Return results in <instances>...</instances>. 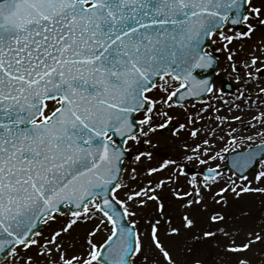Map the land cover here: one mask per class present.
<instances>
[{"label": "snow or ice", "instance_id": "6c2138e0", "mask_svg": "<svg viewBox=\"0 0 264 264\" xmlns=\"http://www.w3.org/2000/svg\"><path fill=\"white\" fill-rule=\"evenodd\" d=\"M240 128L261 144L225 177L217 149ZM165 135L176 154L153 164ZM229 195L264 196V0H0L4 264H209L206 245L220 264H264L249 255L264 215L236 223L251 213H227Z\"/></svg>", "mask_w": 264, "mask_h": 264}, {"label": "rangeland", "instance_id": "374dc122", "mask_svg": "<svg viewBox=\"0 0 264 264\" xmlns=\"http://www.w3.org/2000/svg\"><path fill=\"white\" fill-rule=\"evenodd\" d=\"M260 37V33L258 32L256 34V37H254L253 39H257ZM237 44H239V41H237ZM219 67L220 68H223L224 67V64L223 62L221 61L220 64H219ZM220 75L221 77L223 78H226L228 80H230L232 82V84L235 86V83L234 81L232 80L231 77L228 76V74L226 72H223V71H220ZM218 95H221L222 96V99H227V100H231L233 99V96H230V97H225L223 96L221 93H218ZM229 98V99H228ZM200 106V105H199ZM197 106V107H199ZM226 107V106H225ZM226 114V113H225ZM181 119H183V117L181 116ZM239 143H237L236 145H230L228 143H222L220 145V147L217 149L218 151L223 149V148H226L229 150L231 149H240V148H243L246 144H250V143H255V142H259L261 141V139L259 137H256L254 135V132L255 130H250V131H244L243 128H240L239 130ZM183 134L184 133H181L180 136H181V139H183ZM249 135H252L253 136V140L251 142L247 141L246 139H244L245 137L249 136ZM156 139H159L161 141L158 149L156 150V152L158 153L156 155V157L154 158L153 160V164L157 163L160 159L164 158L165 156H167V154H163L165 150H167L169 152V155H175L176 152L174 151L175 148L178 147L180 141H176L175 144L171 143L172 140H174V136H162V137H156ZM224 151H222L223 153ZM163 155V156H162ZM131 162V161H130ZM130 162L127 161L126 162V166H129L130 165ZM215 164H218L221 168V166H223V159H218L217 161H215ZM192 168H195V169H199L201 166L198 165V164H192L190 165ZM143 167V166H142ZM170 171V170H169ZM168 173L167 172H161L159 175L160 176H166ZM127 175V174H126ZM254 175V174H253ZM252 176V175H251ZM250 176V177H251ZM156 177L153 176V177H148V178H138L140 180L141 183H146L147 182V179H155ZM180 181H181V186L187 190L186 186H187V183L185 181V178L184 177H181L180 178ZM166 194V196H168L169 199L171 200H174V198L171 196V194L169 193V189L168 188H165L163 190V192L161 193V195H164ZM264 197L262 196H258V195H245L243 199L239 200V201H235V200H232V197L231 195H229V200L231 201V206L227 209H225V211L227 213H229L230 215H238L239 214V210L241 208H244V209H247L251 215L247 218L245 217H240V219L238 221H236V223L238 224H243V225H247V226H257V224L259 223V217L261 215H264V213H261L260 215L257 213L256 211V208L254 206V204H256V202H258V199H262ZM178 203L177 201H172L171 203V208H174L176 209V222L179 223V209H178ZM251 203V205H249ZM152 205L150 204V207ZM217 207H220V206H217ZM193 214L196 215L197 217H200L202 216L203 214L201 213H197L196 211L193 210ZM199 226H202V223H198V227ZM51 229L46 227L44 228V233L47 234ZM84 235V228L83 226H78L74 231H73V236H80L82 237ZM107 233L105 232H102L100 233V235L97 237V240H102L104 236H106ZM163 235H162V239H163ZM223 241H221L222 243ZM205 248H207V246H204ZM208 251L210 249H212V251L210 252L211 255L209 257H206V259L209 260V263L212 259H216L217 260V256H218V253H219V249L213 247L212 245H208ZM175 254L178 256V258H183L184 256V253H183V250L177 246L176 248V252ZM254 254H261V255H264V253H261L260 251V246H258L256 249L253 250V253H249V255H254ZM218 261V260H217ZM218 264H220L218 262ZM255 264H259V261H255Z\"/></svg>", "mask_w": 264, "mask_h": 264}, {"label": "water", "instance_id": "95a60500", "mask_svg": "<svg viewBox=\"0 0 264 264\" xmlns=\"http://www.w3.org/2000/svg\"><path fill=\"white\" fill-rule=\"evenodd\" d=\"M237 30H240V28H237ZM212 78L214 79L215 76L212 75ZM224 89H226V85H224ZM252 149H254V148H252ZM243 153H244V152H243ZM243 153H240V154H234V155H230V156H229V158H228L227 161H228L229 167H230L231 169H232L231 165H232L233 160H234L237 156L242 155ZM127 158H128V157H127ZM232 171H233V169H232ZM39 227L42 228V225H39ZM5 257H6V254H5V253H0V261H2Z\"/></svg>", "mask_w": 264, "mask_h": 264}, {"label": "flooded vegetation", "instance_id": "af4514ba", "mask_svg": "<svg viewBox=\"0 0 264 264\" xmlns=\"http://www.w3.org/2000/svg\"><path fill=\"white\" fill-rule=\"evenodd\" d=\"M216 85H217V87H219L220 82H216ZM259 143H261V141L255 142V143H252V144H249V145L247 144V145L250 146V145H256V144H259ZM248 146H246V147H248ZM9 261H11V257H9L6 262H9ZM2 264H4V263H2Z\"/></svg>", "mask_w": 264, "mask_h": 264}]
</instances>
